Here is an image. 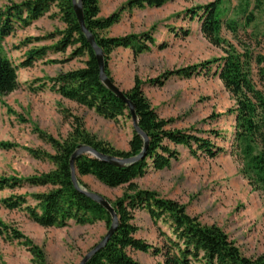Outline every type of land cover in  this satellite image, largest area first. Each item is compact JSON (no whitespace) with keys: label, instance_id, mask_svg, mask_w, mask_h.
<instances>
[{"label":"rangeland","instance_id":"obj_1","mask_svg":"<svg viewBox=\"0 0 264 264\" xmlns=\"http://www.w3.org/2000/svg\"><path fill=\"white\" fill-rule=\"evenodd\" d=\"M26 1L34 0H0V13ZM127 1L99 0L98 17L111 16ZM210 2L175 0L161 8L125 11L118 24L99 34L117 38L150 33L155 28L152 39L156 45L162 44L165 48L153 47L138 57H133L130 50L116 49L108 57L112 83L125 93L132 88L137 77L143 83L145 98L158 117L173 121L168 129L209 139L228 151L233 117L227 112L233 108L234 102L221 81L213 75L216 65L210 73L202 72L188 79L173 77L161 87L148 84L166 72L224 56L201 35L198 19L189 20L186 15L187 11ZM222 8L227 10L223 20L236 22L239 39L252 52V80L264 92L255 63L256 57L264 58V0H249L247 4L246 0H222ZM249 15L253 21L247 24ZM64 28L57 9L51 7L48 14L32 24L15 26L13 33L1 42L3 54L15 65H21L32 49L48 50L42 60L34 61L29 67L20 66L17 75L21 86L1 98L0 144L7 143L14 148L5 150L0 147V180H23L52 171L54 166L51 163L34 158L27 150L54 154L40 134L61 143L72 132L73 118H78L83 128L98 140L120 151L129 150L133 133L130 119L107 121L92 110L51 92L49 85L38 90L37 87L48 78L84 68L86 56L74 57L70 47L63 52L54 49ZM180 30H189L190 33L184 38L176 37L175 33L179 34ZM221 37L240 52L230 32L222 29ZM210 131L219 132L221 138L214 139L209 135ZM170 147L176 150L178 159L171 161L166 169L149 170L145 176L135 179L133 182L139 190L156 193L162 199L185 207L186 214L203 226L220 228L243 256L254 258L263 254L264 199L239 174L235 159L228 154H219L213 159L193 157L181 146ZM79 180L85 190L102 196L109 203L121 198L126 188H107L90 176L79 177ZM50 189L21 181L13 188L0 190V264H37L22 241L12 238L11 230H16L42 250L44 264H80L107 233L102 221L85 226L70 223L63 228H42L30 220L24 207L8 210L2 205L5 199L22 196L28 206L34 207L36 203L29 196L45 194ZM132 224L138 229L135 238L153 247L162 244L159 231L171 236L167 224L155 225L145 211H136ZM128 255L139 264H161L160 257L150 254L128 251Z\"/></svg>","mask_w":264,"mask_h":264},{"label":"trees","instance_id":"obj_2","mask_svg":"<svg viewBox=\"0 0 264 264\" xmlns=\"http://www.w3.org/2000/svg\"><path fill=\"white\" fill-rule=\"evenodd\" d=\"M173 1L175 0H128L111 16L99 18V0H81L86 29L94 36L103 53L105 74L111 82L113 79L108 69V57L113 51L130 50L133 57H138L142 53L150 52L153 47L163 50L165 45H156L152 39L155 28L150 33L129 34L117 38L102 37L99 33L118 24L121 14L125 11L161 8ZM248 2L249 0H246V4ZM51 7L57 9L60 21L65 26L64 31L60 33L62 38L54 49L63 52L70 47L73 48L74 57L86 56L87 60L84 68L48 78L42 86L37 87L38 90L42 91L49 85L51 92L92 110L107 121L115 122L118 118L130 119L124 103L108 91L99 79L95 55L80 31L73 12L72 0L26 1L20 5H12L0 13V101L3 96L18 90L21 86L17 75L20 66L29 67L34 61L42 60L48 50L32 49L21 65H15L3 54L1 42L13 33L15 26L26 27L32 24L48 14ZM226 13L227 10L222 8V0H211L205 6H198L186 12L189 20L198 19L201 35L208 43L219 48L224 54L223 57L186 69L166 72L161 77L148 81V84L161 87L173 77L188 79L202 72L210 73L212 67L216 65L213 75L221 81L234 102L233 108L227 112L233 117L228 151L217 147L209 139L168 129L173 121L158 117L144 96L143 83L135 77L132 88L125 92V96L134 105L139 130L148 138L144 157L133 165L117 168L85 155L77 159L74 165L78 185L83 189L85 186L79 177L84 176L93 177L107 188L126 187L121 198L114 203L110 202L118 217L116 232L106 247L86 264H139L128 255V251L160 257L161 264H264V252L254 258L243 256L220 228L201 225L197 219L186 214L185 207L162 199L156 193L139 190L133 182L145 176L149 170L161 171L168 168L171 161L178 159V153L170 145L181 146L193 157L213 159L219 154L230 155L239 165V174L242 178L264 199V92L259 90L252 80V52L239 39L236 22L223 20ZM252 21L253 17L249 15L246 19L247 24ZM222 29L231 33L240 52L237 47L221 37ZM189 33V30H180L175 36L184 38ZM255 63L258 78L264 85V58L256 57ZM73 120L72 132L61 143L40 134L54 150V154L27 150L34 158L51 163L54 166L52 171L23 180H0V190L5 187L13 188L24 181L30 186L50 187V191L30 195L29 197L36 203L34 207L28 206L22 196L5 199L2 205L8 210L24 207L23 210L30 220L42 228H63L70 223L85 226L102 221L108 229L111 225L108 213L73 187L70 158L79 146L85 145L103 155L129 159L141 153L143 140L133 131L128 144L129 150L120 151L88 133L78 118ZM209 135L214 139L222 136L216 131H210ZM0 147L5 150L14 148L7 143H1ZM136 211H145L155 225L158 223L168 225L171 236L159 231V237L162 238L160 247L150 246L135 238L138 229L132 222ZM10 232L14 240L22 241L37 264H44V254L39 247L16 230Z\"/></svg>","mask_w":264,"mask_h":264},{"label":"water","instance_id":"obj_3","mask_svg":"<svg viewBox=\"0 0 264 264\" xmlns=\"http://www.w3.org/2000/svg\"><path fill=\"white\" fill-rule=\"evenodd\" d=\"M72 7H73V12L75 14L76 20L80 27V31L82 35L85 37L89 47L92 49L95 55V59H96L98 70H99V79L102 85L108 91H110L116 98H118L122 103H124L130 115V120H131L133 131L137 135H139L143 140V149L141 153L138 156L129 158V159H120V158H116L113 156L103 155L85 145L79 146L70 158L69 164H70V170H71V182L75 190L79 191L81 194L85 195L87 198L92 200L94 203L102 207L111 218V225L108 228L107 233L105 234L103 239L91 251H89L80 262V264H86L93 256L98 254L100 251H102L106 247L107 243L109 242V240L111 239V237L114 235V233L117 230L118 217L115 213V210L111 206V204L105 198H103L102 196L98 194L87 191L78 185L77 175H76L75 166H74L75 162L80 157L86 155L91 158L97 159L105 164L111 165L113 167L124 168L130 165H133L134 163H136L137 161H139L140 159L144 157L145 151L148 146V138L138 128V118L136 116L134 105L132 104V102H130L126 98L125 93L122 92L114 83H112L105 74L104 56H103L101 49L98 47L94 36L86 29L84 18H83V8H82L81 0H72Z\"/></svg>","mask_w":264,"mask_h":264}]
</instances>
